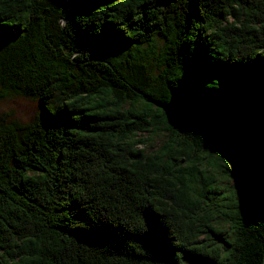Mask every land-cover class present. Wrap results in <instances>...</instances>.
I'll return each mask as SVG.
<instances>
[{
  "label": "trees",
  "instance_id": "trees-1",
  "mask_svg": "<svg viewBox=\"0 0 264 264\" xmlns=\"http://www.w3.org/2000/svg\"><path fill=\"white\" fill-rule=\"evenodd\" d=\"M10 92L0 264H264V0H0Z\"/></svg>",
  "mask_w": 264,
  "mask_h": 264
},
{
  "label": "rangeland",
  "instance_id": "rangeland-1",
  "mask_svg": "<svg viewBox=\"0 0 264 264\" xmlns=\"http://www.w3.org/2000/svg\"><path fill=\"white\" fill-rule=\"evenodd\" d=\"M40 112V106L37 98L33 96L18 95L10 92L4 97H0V122H16L20 125H26L33 121ZM236 139L235 134H231ZM163 137L155 138L153 144L158 146L162 143ZM224 183L229 186L236 184L237 180L233 177L226 178Z\"/></svg>",
  "mask_w": 264,
  "mask_h": 264
}]
</instances>
